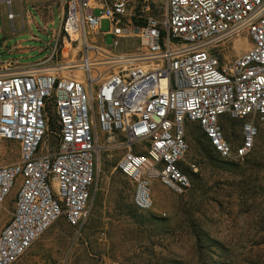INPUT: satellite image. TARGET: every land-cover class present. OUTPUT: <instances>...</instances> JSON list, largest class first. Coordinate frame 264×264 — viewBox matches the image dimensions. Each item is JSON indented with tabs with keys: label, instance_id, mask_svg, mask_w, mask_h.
Returning <instances> with one entry per match:
<instances>
[{
	"label": "built area",
	"instance_id": "built-area-1",
	"mask_svg": "<svg viewBox=\"0 0 264 264\" xmlns=\"http://www.w3.org/2000/svg\"><path fill=\"white\" fill-rule=\"evenodd\" d=\"M2 1L13 20V0ZM58 1V27L39 49L47 55L30 64L0 58V145L12 140L18 151L0 160V217L20 178L0 227V264L15 262L58 219L86 220L102 152L122 149L115 169L133 184V206L150 211L153 180L176 194L190 185L180 166L187 123L219 157L242 158L264 121V0ZM242 33L248 49L222 61L225 42ZM66 45L74 60L46 63ZM50 113L56 139L44 144ZM231 120L241 121L235 145L222 128Z\"/></svg>",
	"mask_w": 264,
	"mask_h": 264
},
{
	"label": "rangeland",
	"instance_id": "rangeland-1",
	"mask_svg": "<svg viewBox=\"0 0 264 264\" xmlns=\"http://www.w3.org/2000/svg\"><path fill=\"white\" fill-rule=\"evenodd\" d=\"M26 2L12 1L15 17L10 20L0 0V58L19 64L33 63L50 52L39 49L50 40L49 31L58 27L61 8L58 0L35 1L33 6ZM108 28V21L102 19L100 29ZM19 40L29 51L9 52ZM248 43L245 33L229 38L221 49L222 61L238 57ZM104 44L112 45L111 34ZM133 44L130 40V47ZM126 47L123 40L119 49ZM65 50L46 63L76 58L69 45ZM50 117L44 144L56 139L52 113ZM240 123L223 121L224 135L233 145L241 138ZM186 140L180 166L190 185L183 193L176 194L155 180L152 210L139 211L132 204L133 184L115 169L122 149L104 151L86 220L73 227L58 219L12 264H264V121L258 123L251 152L242 158L219 157L195 123L186 124ZM17 158L16 143L3 140L1 162ZM19 182L17 177L0 227L9 218Z\"/></svg>",
	"mask_w": 264,
	"mask_h": 264
},
{
	"label": "crops",
	"instance_id": "crops-1",
	"mask_svg": "<svg viewBox=\"0 0 264 264\" xmlns=\"http://www.w3.org/2000/svg\"><path fill=\"white\" fill-rule=\"evenodd\" d=\"M35 1H36V2H42L43 0H27L26 5H27V4H28V5H31V4L34 3ZM31 6H33V5H31ZM4 42H5V41H4ZM2 46L7 47V45L5 46V44L2 45ZM248 47H249V46H248ZM29 49H30V47L22 46V40H19L17 43H15V44L13 45L12 48H8L7 50H8L9 52H13V53H25V52L29 51ZM245 50H247V48L243 47V48L239 51V53H240V52H244ZM154 181H155V180H153L152 182H154Z\"/></svg>",
	"mask_w": 264,
	"mask_h": 264
},
{
	"label": "bare ground",
	"instance_id": "bare-ground-1",
	"mask_svg": "<svg viewBox=\"0 0 264 264\" xmlns=\"http://www.w3.org/2000/svg\"><path fill=\"white\" fill-rule=\"evenodd\" d=\"M239 34H237V35H234V36H238ZM233 36V35H232ZM232 36H230L229 38H231ZM228 38V39H229ZM236 38V37H235ZM248 46H249V43H248ZM248 48V47H247ZM71 58V60H74V56H71L70 57ZM64 62H61L60 64H63ZM67 73L68 74H78L79 73V71L78 70H75V69H69L68 71H67ZM110 146H112V145H110Z\"/></svg>",
	"mask_w": 264,
	"mask_h": 264
}]
</instances>
